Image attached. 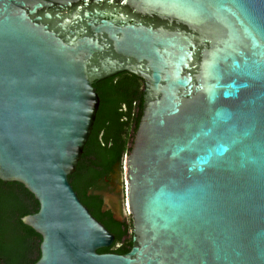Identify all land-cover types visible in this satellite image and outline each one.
I'll list each match as a JSON object with an SVG mask.
<instances>
[{
  "label": "water",
  "instance_id": "95a60500",
  "mask_svg": "<svg viewBox=\"0 0 264 264\" xmlns=\"http://www.w3.org/2000/svg\"><path fill=\"white\" fill-rule=\"evenodd\" d=\"M123 73L145 89L119 256L68 177ZM0 181L39 204L36 264H264V0H0Z\"/></svg>",
  "mask_w": 264,
  "mask_h": 264
},
{
  "label": "trees",
  "instance_id": "16d2710c",
  "mask_svg": "<svg viewBox=\"0 0 264 264\" xmlns=\"http://www.w3.org/2000/svg\"><path fill=\"white\" fill-rule=\"evenodd\" d=\"M93 88L99 98L92 132L84 146L76 171L68 182L81 204L111 235L114 243L98 254L123 256L132 248V221L118 223L110 213L103 214L98 183L120 169L129 154L142 117L144 82L123 73ZM39 211V204L22 185L0 181V264H36L41 238L24 226L21 219Z\"/></svg>",
  "mask_w": 264,
  "mask_h": 264
},
{
  "label": "flooded vegetation",
  "instance_id": "af4514ba",
  "mask_svg": "<svg viewBox=\"0 0 264 264\" xmlns=\"http://www.w3.org/2000/svg\"><path fill=\"white\" fill-rule=\"evenodd\" d=\"M116 173L113 172L112 175L109 177L105 178L102 182L98 183L99 187V193H101L100 197L103 202V207H102V213H110L112 215V210L118 211L120 213V222H123L124 220L121 219L123 217L122 214V207H121V202H119V194H118V185H117V180H116ZM115 197L117 198L115 200ZM108 202L107 205L105 202ZM117 201V202H116ZM121 201V199H120ZM124 208V207H123ZM122 209V210H121Z\"/></svg>",
  "mask_w": 264,
  "mask_h": 264
},
{
  "label": "rangeland",
  "instance_id": "374dc122",
  "mask_svg": "<svg viewBox=\"0 0 264 264\" xmlns=\"http://www.w3.org/2000/svg\"><path fill=\"white\" fill-rule=\"evenodd\" d=\"M116 180H117V185H118L119 202H121V207L123 209V210L121 209L122 214H123V217H121V219L125 221L127 219L125 218V213H124V208H123L125 205V189H124V182H121L120 170L118 171V174L116 175ZM116 199L117 198L115 197V200Z\"/></svg>",
  "mask_w": 264,
  "mask_h": 264
},
{
  "label": "built area",
  "instance_id": "2783aa9c",
  "mask_svg": "<svg viewBox=\"0 0 264 264\" xmlns=\"http://www.w3.org/2000/svg\"><path fill=\"white\" fill-rule=\"evenodd\" d=\"M124 213H125V218L128 219L130 216H129L128 213H127L126 205H124Z\"/></svg>",
  "mask_w": 264,
  "mask_h": 264
}]
</instances>
